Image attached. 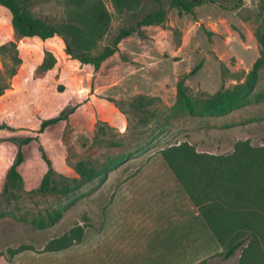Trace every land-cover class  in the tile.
I'll use <instances>...</instances> for the list:
<instances>
[{
    "label": "rangeland",
    "instance_id": "rangeland-1",
    "mask_svg": "<svg viewBox=\"0 0 264 264\" xmlns=\"http://www.w3.org/2000/svg\"><path fill=\"white\" fill-rule=\"evenodd\" d=\"M19 1L47 24L69 21L70 0ZM101 1L110 24L85 51L90 57L121 30L136 29L99 68L67 56L59 37L20 36L0 6V259L48 252L82 228L81 241L63 250L74 264H239L241 251L220 260L222 246L163 150L187 143L227 157L238 143L264 148V101L220 117H191L176 94L182 82L194 102L203 101L242 83L261 59L254 93L264 92V0H204L191 14H179L170 0H131L122 10ZM158 8L166 12L163 23L136 27ZM45 60L54 66L44 68ZM53 118L60 120L39 133ZM27 137L37 142L21 148V181L4 194ZM42 153L58 188L47 195L37 192L48 170ZM79 164L100 176L80 183ZM57 211L62 217L53 226L32 224Z\"/></svg>",
    "mask_w": 264,
    "mask_h": 264
},
{
    "label": "trees",
    "instance_id": "trees-1",
    "mask_svg": "<svg viewBox=\"0 0 264 264\" xmlns=\"http://www.w3.org/2000/svg\"><path fill=\"white\" fill-rule=\"evenodd\" d=\"M113 1L117 10L127 8L131 3V0ZM203 3L204 0H170V6L179 14H191L194 8ZM0 6L8 11L10 23L20 36L40 41L59 37L64 43L67 56L94 68H99L108 61L116 52L119 42L136 29L131 27L121 30L112 45L105 47L99 55L90 57L85 51L92 48L107 32L110 24V14L101 0H70L69 21L57 26L34 18L19 0H0ZM165 15L162 8L147 12L136 22V27L159 25L164 22ZM54 64L55 61L45 60L42 66L51 69ZM262 65L261 59L254 64L242 83L231 89H220L203 101L194 102L187 95L183 83L179 82L176 86L178 102L191 117H220L247 106L250 102H263L264 92L254 93ZM198 68L199 66L196 70ZM59 120L53 118L42 122L39 133ZM4 129L6 127L0 124V131ZM32 142H37V139L27 137L19 142L16 161L6 175L4 194H10L11 189L19 185L21 177L17 168L24 159L21 148ZM39 150L41 151L40 147ZM42 156L48 170L37 192L47 195L58 188L56 180L52 179L50 162L43 153ZM163 157L222 246L223 252L218 254L220 260L226 261L241 251L239 264H264V148L252 149L247 143H238L232 156L216 157L197 153L187 143H181L163 150ZM76 172L80 183L93 180L101 174L83 164L76 167ZM61 217L62 212L57 211L45 218L33 220L32 224L42 230L56 224ZM81 230L82 228L78 230L74 240L68 238L67 243L60 242L46 251H60L78 244L81 241ZM203 263L204 261L199 264Z\"/></svg>",
    "mask_w": 264,
    "mask_h": 264
},
{
    "label": "crops",
    "instance_id": "crops-1",
    "mask_svg": "<svg viewBox=\"0 0 264 264\" xmlns=\"http://www.w3.org/2000/svg\"><path fill=\"white\" fill-rule=\"evenodd\" d=\"M62 251H48L43 253L29 252L18 254L8 260L0 259V264H74V260ZM73 257V256H72ZM76 264L77 261H75Z\"/></svg>",
    "mask_w": 264,
    "mask_h": 264
}]
</instances>
